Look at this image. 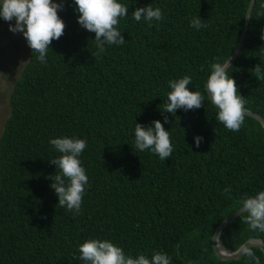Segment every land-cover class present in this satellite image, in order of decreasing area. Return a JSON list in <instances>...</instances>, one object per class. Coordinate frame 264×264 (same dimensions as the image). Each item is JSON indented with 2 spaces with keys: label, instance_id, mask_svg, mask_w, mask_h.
<instances>
[{
  "label": "trees",
  "instance_id": "1",
  "mask_svg": "<svg viewBox=\"0 0 264 264\" xmlns=\"http://www.w3.org/2000/svg\"><path fill=\"white\" fill-rule=\"evenodd\" d=\"M119 2L129 11L119 22L123 45L95 57L94 33L78 24L74 0H64L65 33L52 42L47 64L30 51L12 84L0 131V264H84L79 245L88 239H107L133 257L166 253L172 264H252L217 256L213 236L244 198L264 190V127L248 114L238 132L227 130L204 90L210 65L234 52L250 0ZM146 5L164 19L134 20L132 11ZM250 14L229 75L246 108L264 118V80L254 72L256 65L264 72V0ZM196 16L208 26L193 28ZM185 75L189 89L205 95L204 107L162 113L168 81ZM153 120L170 133L174 151L165 161L135 148V123ZM59 137L87 141L79 214L61 207L50 187L59 169L49 159L60 153L49 141ZM250 238L264 243V232L242 215L219 234L231 252ZM251 247L264 264L263 251Z\"/></svg>",
  "mask_w": 264,
  "mask_h": 264
},
{
  "label": "clouds",
  "instance_id": "2",
  "mask_svg": "<svg viewBox=\"0 0 264 264\" xmlns=\"http://www.w3.org/2000/svg\"><path fill=\"white\" fill-rule=\"evenodd\" d=\"M78 24L94 33L97 51L93 54L99 58L105 53L106 45H123L125 38L121 34L119 22L128 15V6L119 0H74ZM64 8V0H0V18L8 23L9 31L20 33L26 40L31 52L37 53V59L47 64V54L54 40H59L65 33L66 25L58 15ZM132 17L137 22L144 20L152 26L153 21H162L164 15L159 7L150 5L137 7L132 11ZM251 17V14H248ZM14 22V23H13ZM191 26L197 30L208 25L196 16ZM232 68L229 57L223 61L210 65V73L204 84L207 98L217 109L216 120L222 123L231 132H238L245 123L248 115L244 96L239 93V86L229 75ZM255 78L264 80V72L259 65L254 67ZM192 79L185 75L183 78L169 80L171 91L167 94L168 102L164 105L162 113L175 115L178 109L196 110L204 107L205 95L201 91L189 89ZM164 122L168 117L164 116ZM135 148L140 151H150L162 160L172 156L174 151L170 133L160 120H153L150 126L135 123ZM203 142L202 136L194 137V144L199 148ZM49 143L60 153L49 162L59 169V172L48 177L50 187L58 199V204L68 211L79 214L81 211L88 176L82 166L80 156L87 148V141L80 138L59 137L50 139ZM225 188V193H230ZM237 215H242L244 222L253 231L264 232V190L258 191L254 196L243 199ZM219 240V234L213 237ZM222 255H230L222 248H218ZM79 259L84 264H172L171 257L166 253L155 252L151 258L140 254L136 257L126 255L124 250L107 239H88L79 245ZM237 256L246 257L252 264H260L250 245L242 246Z\"/></svg>",
  "mask_w": 264,
  "mask_h": 264
},
{
  "label": "rangeland",
  "instance_id": "3",
  "mask_svg": "<svg viewBox=\"0 0 264 264\" xmlns=\"http://www.w3.org/2000/svg\"><path fill=\"white\" fill-rule=\"evenodd\" d=\"M30 51L23 35L10 32L8 23L3 21L0 25V131L9 112L8 95L12 84L20 75Z\"/></svg>",
  "mask_w": 264,
  "mask_h": 264
},
{
  "label": "water",
  "instance_id": "4",
  "mask_svg": "<svg viewBox=\"0 0 264 264\" xmlns=\"http://www.w3.org/2000/svg\"><path fill=\"white\" fill-rule=\"evenodd\" d=\"M255 0H250V3L247 7V10H246V13H245V18H244V23H243V28H242V32H241V36H240V40L234 50V52L232 53V55L229 57L230 59V62L232 63V61L236 58L239 50H240V47L243 43V40L245 38V35H246V30H247V27H248V22H249V17H248V14L251 13V10H252V6L254 4ZM248 114L249 115H252L254 116L255 118H257L261 124L263 125L264 127V118L255 113V112H252L250 110H248ZM237 211H234L233 213H231L230 215H228L226 218H224L220 223L219 225L217 226L216 230H215V233H214V236H216L217 234H220V231L221 229L229 222L231 221L233 218H235L237 216ZM213 236V237H214ZM244 245H250V246H258L264 253V243L261 239H258V238H250V239H247L237 250L235 251H228L226 250L225 252L229 253L230 255H222L218 252V248L223 247L221 244H220V241H214L213 239V246H214V251L216 253L217 256H219L220 258H223V259H235V258H239L240 256H237L236 253L238 252V250L244 246Z\"/></svg>",
  "mask_w": 264,
  "mask_h": 264
},
{
  "label": "bare ground",
  "instance_id": "5",
  "mask_svg": "<svg viewBox=\"0 0 264 264\" xmlns=\"http://www.w3.org/2000/svg\"><path fill=\"white\" fill-rule=\"evenodd\" d=\"M220 248H222L224 251H226V249H225L224 247H221V246H220Z\"/></svg>",
  "mask_w": 264,
  "mask_h": 264
}]
</instances>
